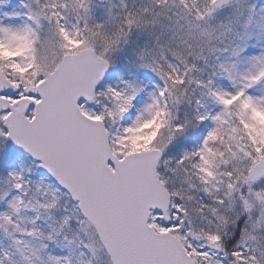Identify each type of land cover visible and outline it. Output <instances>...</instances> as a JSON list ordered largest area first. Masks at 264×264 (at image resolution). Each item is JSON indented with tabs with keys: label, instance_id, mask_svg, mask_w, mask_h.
<instances>
[{
	"label": "snow or ice",
	"instance_id": "1",
	"mask_svg": "<svg viewBox=\"0 0 264 264\" xmlns=\"http://www.w3.org/2000/svg\"><path fill=\"white\" fill-rule=\"evenodd\" d=\"M0 264H264V0H0Z\"/></svg>",
	"mask_w": 264,
	"mask_h": 264
}]
</instances>
